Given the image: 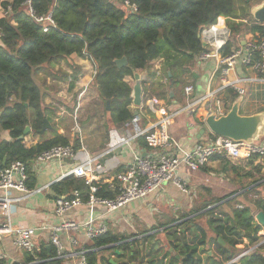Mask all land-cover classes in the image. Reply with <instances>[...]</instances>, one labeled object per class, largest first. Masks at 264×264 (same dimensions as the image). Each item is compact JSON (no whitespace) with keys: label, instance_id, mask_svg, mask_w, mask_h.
I'll return each instance as SVG.
<instances>
[{"label":"trees","instance_id":"1","mask_svg":"<svg viewBox=\"0 0 264 264\" xmlns=\"http://www.w3.org/2000/svg\"><path fill=\"white\" fill-rule=\"evenodd\" d=\"M27 1L12 0L10 17H0V164L4 159L6 163L1 168L16 160L25 162L28 173L26 185L30 190L37 185L33 169L37 156L56 145L71 143L57 130L53 137L43 138L34 145L28 146L25 142L27 126L39 133L44 120L52 122L58 111L55 106L44 102L45 92L37 79L45 67L53 78L70 80L72 90L82 72L77 59L88 55L95 67L88 93L100 100V108L104 114H109L110 122L121 127L136 117L131 108L133 83L129 79L136 72L150 69L159 57H165L172 74L169 77L165 73V76L177 84V71L182 74L191 72L197 57L206 50L199 37L203 26L226 24L231 29L232 37L220 50L222 56H228L237 49L235 38L243 25H250V31L264 32V24L250 13L253 4L264 0H129L137 5L136 12L117 4L116 0H30V5ZM30 7L35 16L51 13L56 27L52 26L45 32V23L36 20ZM123 57L127 58L128 64L119 68L115 60ZM56 65L60 66L57 70ZM108 100L110 110L107 108ZM200 125L204 123L200 122ZM106 129L109 130L108 124ZM2 131H9L10 139H2ZM210 135L215 136L213 133ZM139 140L142 145L148 146L144 137ZM73 147L76 151L81 148L79 138L75 139ZM205 168L206 165L200 169ZM122 170L124 167L118 168L117 172ZM51 188L57 197L67 195L73 198L74 190L80 191L83 201H87L90 195V187L85 180L73 175L54 182ZM235 192L211 196L201 209L225 200ZM117 193L118 190L109 184H103L96 195L114 198ZM213 197L217 199L210 201ZM220 207L208 211L206 216L208 227L216 235L211 237L210 244L216 242L217 252L222 258L215 262L207 257L206 263H202L201 259H186L187 264H226L234 258L232 248L239 240L247 237L257 241L260 238L257 232L262 226L255 223L251 208L264 211V196L248 204L245 210L216 212ZM198 229L202 234L199 244L206 245L208 232L202 226ZM199 236L198 233L196 239ZM217 236H221L228 246L217 242ZM128 237L109 230L91 239L90 244L85 246L88 264H111L104 256V252L110 251L117 256L118 264H136L138 259L143 264L146 255L150 256L146 264H164V256L153 259L151 248L154 245H150L147 253L138 248L132 250L135 243L125 242ZM197 244L188 245L187 241L177 240L174 248L182 255L196 249ZM116 249L121 253L117 254ZM55 255L53 247L43 246L34 255L28 253L25 263L34 261L36 256L43 262L35 264H62L63 259L55 258ZM263 263L262 256H255L247 258L244 264ZM170 264H178L176 257H172Z\"/></svg>","mask_w":264,"mask_h":264},{"label":"crops","instance_id":"2","mask_svg":"<svg viewBox=\"0 0 264 264\" xmlns=\"http://www.w3.org/2000/svg\"><path fill=\"white\" fill-rule=\"evenodd\" d=\"M116 3L119 4L117 1ZM258 4L260 3L253 4L251 9ZM260 33L262 32L250 31V25H243L242 30L235 38V47L238 48L240 44H244L245 41L256 37ZM77 63L81 66L82 72L79 74V79L72 90L70 89V80L53 78L55 84L51 85L49 84L51 78H48V76L52 74L49 73L48 67L40 71L39 74L44 75L43 80L38 81L45 92L44 102L55 106L58 111L53 121L50 122L51 129L40 134V132L35 133L30 127V133L25 136V142L28 146L34 145L42 141L43 138L53 137L57 130L59 134L70 139L71 145H73L75 139L79 138L81 148L76 151V157L71 159L52 161L46 164L34 161L33 169L37 176L35 189L39 191L30 195L18 190L11 191L13 196L24 197L21 202L15 203L12 208V224L14 226L37 227L33 239L36 251H39L43 246L51 249V227L58 225L63 220H68L79 224H85L89 221H92L94 225L107 224L109 230L125 237L129 236L125 242L134 241L135 244L132 245V250L138 248L147 253L150 250V245H155L153 240L163 235L162 227L182 213L190 212L198 207L201 208L204 202L210 198V195L214 197L222 196L230 194L229 191L235 189L233 192H236L220 201L219 206L231 198L240 197L242 200L245 196L248 197V194L258 193L260 194L258 198L264 196V167L261 164H256L253 160H232L217 155L206 165L204 170H189L182 167L180 175L188 182L191 189L190 194H185L177 186L168 183L164 191L152 194L145 201L142 200L141 204L130 205L129 203L111 212H108L101 205L82 204L67 212L64 217L58 216L55 213L57 196L51 188L54 182L63 179V176L88 157L92 158L109 150V153L93 162L92 169L104 184H112L109 182H113L118 168L124 167L125 169L130 165L136 153L145 154V152L151 151L150 147L142 145L139 140L141 137H135L137 128L146 129L150 127L164 114L181 110L168 126V131L183 147L191 148L196 143L209 139L211 137L210 131H206L204 134L200 133L208 116V107L211 106L215 109L216 102L220 100L228 112L235 100L242 95L233 87L223 88L226 81L244 78V81L238 84L245 88L240 112L244 103L246 112L244 115L260 112L258 111L260 109L264 111V73H257L251 68L239 65L223 78L220 70L216 72L219 55H213L207 60H199L197 57L191 72L182 74L177 71V84L175 83L171 88V80L165 81L164 79L165 73L167 74L170 69L166 65L165 57H159L150 69L139 72L143 77L144 100L141 107H137L133 103L131 105L134 114L137 111L136 117L126 125L117 127L110 122L109 114H105L108 122L104 124V127L106 129L107 124L109 127L108 131L106 129L105 136L102 138L95 135L96 137L92 140L88 138L83 140L80 126L83 121L81 111L88 99L92 97L88 90L93 83L95 67L88 55L85 58H78ZM59 68L60 66H55L56 70ZM63 69L70 71L67 67H63ZM129 81L134 86L135 78H130ZM59 82H67L66 91L58 86ZM181 84H184V87H181ZM190 84L194 85V94L190 97V100H196L209 92H213L214 96L198 104L194 109H188V98L184 89L185 86ZM171 92H173V96H171ZM80 94L83 95L79 98ZM166 94H168V98ZM236 94L238 96L235 98ZM97 101V107L99 108L100 100ZM151 104L155 107L154 110L150 109ZM134 120H136V123ZM200 122H203L204 125H200ZM1 138L10 139L9 131H2ZM126 139L130 140L128 144L117 145ZM262 139L264 140V138ZM258 168H261V171ZM213 175L220 177L219 185L217 182L208 179V176L212 178ZM223 191L224 193H222ZM240 201L239 204H244ZM258 211L260 210L255 207L251 208V212L255 214ZM0 222H4L1 215ZM155 228L157 230L154 235L153 229ZM145 237L149 238L144 240ZM14 238L15 235H7L0 242V264H28L25 263V259L29 252L15 245ZM72 238L78 239L79 244L77 246L72 244ZM62 241L67 253L66 257L60 258L63 259L62 264H78L80 249L90 244V239L85 235L84 228L62 232ZM151 249L153 255V247ZM116 253L120 254L121 251L116 249ZM104 256L109 260V263L118 264L116 261L117 256L112 254L111 251L104 252ZM148 259L150 260V256L146 255L143 264H146ZM136 264H142L140 259L137 260Z\"/></svg>","mask_w":264,"mask_h":264},{"label":"built area","instance_id":"3","mask_svg":"<svg viewBox=\"0 0 264 264\" xmlns=\"http://www.w3.org/2000/svg\"><path fill=\"white\" fill-rule=\"evenodd\" d=\"M131 12H136L138 7L129 0H116ZM12 0H0V17L8 18L12 11ZM30 5V0L27 1ZM33 16L34 10L30 7ZM36 20L45 23L43 30L46 32L52 26L56 27V22L51 13L46 15L35 16ZM14 23V19H12ZM1 30V29H0ZM2 33L0 31V37ZM202 43H205L206 50L199 56V60H207L213 55H219L218 68L223 78L228 76L231 70L237 66L251 68L257 73H264V32L256 37L240 44L238 48L228 56H222L220 50L232 37L231 29L226 24H208L202 27L200 33ZM215 51V53H213ZM165 81L168 78L164 77ZM243 79L226 81L223 88L233 87L239 94H245V88L238 84ZM185 95L188 98V109H194L195 106L207 101L214 96L213 92H209L196 100H190L194 94V85L185 86ZM83 94H80L79 98ZM186 108V109H187ZM154 110L153 104L150 107ZM216 110L218 115L227 113L224 104L218 100L216 107L213 109L208 107L207 114ZM181 110L166 113L160 117L153 125L146 129L137 128L135 137H144L151 151L145 154L136 153L133 162L124 170L117 172L110 187L118 190L114 198L97 196L96 192L104 184L98 175L93 171L92 164L98 158L109 153V150L94 157H88L81 164L74 167L64 177L73 175L85 180V184L90 187V195L87 201H83L79 190L72 192L73 198L67 195L57 197L55 201V213L64 217L67 212L74 207L82 204L90 206L101 205L108 212L118 210L130 202L147 197L158 192L167 183L177 186L181 192L190 194L191 189L186 180L180 175V170L185 167L189 170L200 169L207 165L215 156L229 158L232 160H253L256 164L264 167V141L261 139L257 142L238 141L224 136H211L205 141L196 143L191 148H185L182 144L168 131V126ZM136 123V120H134ZM129 139L123 140L122 143L128 144ZM76 157V150L73 145H56L50 150L39 154L36 158L37 163L46 164L52 161H61ZM28 178L27 165L23 161L16 160L10 165L0 168V215L4 222H0V242L7 235H15L14 244L20 248L26 249L29 253L35 254V244L33 242L37 227L17 225L14 226L11 221L12 208L15 203L21 202L24 197H17L11 194L12 190L21 191L27 195L33 194L39 190L28 189L26 181ZM84 228L85 235L88 239H95L109 231L107 224L94 225L92 221L85 224L63 220L58 225L51 227V245L55 250V258L66 257V248L62 241V232L79 230ZM72 244H79L77 238H72ZM85 248L80 249V261L78 264H88ZM43 262L35 256L34 261L28 264Z\"/></svg>","mask_w":264,"mask_h":264},{"label":"flooded vegetation","instance_id":"4","mask_svg":"<svg viewBox=\"0 0 264 264\" xmlns=\"http://www.w3.org/2000/svg\"><path fill=\"white\" fill-rule=\"evenodd\" d=\"M247 196L252 197L255 200L260 196V194H258V193L254 194V195L248 194ZM235 199H237V198H231V199L227 200L230 202V204H232L233 210H235V209L245 210L247 208L246 204L235 203L234 202ZM218 203L219 202H215V203L209 205L207 208H204V209H201L200 207H198L195 210L193 209L190 212L182 213V214L178 215L176 219L172 220L167 225H165L164 227L161 228L163 231L162 232L163 235H165L167 237V241H168V245L165 244L166 246H168V252H165L163 254L164 264H170L172 257H176V259L178 260V264H187L186 259L189 261H190V259H195V260L201 259L202 263H206L207 257L213 258L215 262L222 258L219 255V253L217 252L216 242H213L210 244L211 237L216 236L210 228L209 229H210V232L212 234H210V235L208 234V243L206 245L199 244V242L202 238V234H201L200 230L198 229L199 226H202V224H200V219L203 216H205L208 211H211L212 209H216L217 206H219ZM216 212H218V211L216 210ZM251 214L253 215V217L255 216L254 212H251ZM254 220H255V223H258L255 218H254ZM156 230H157V228L153 229L154 235L156 233ZM198 233L200 234V236L198 237V239H196V235ZM257 235L260 238H262V236H264V227L263 226L257 232ZM220 239H222L221 236L216 237L217 242L221 243L223 246H228L227 245L228 243L225 240L222 239L224 241V243H222L220 241ZM177 240L180 242H183V243L185 241H187L188 245L196 244V242H198V244H197L198 246L196 247V249L195 248L191 249L192 251L194 250V253H192V251H189V252H186L185 254L181 255V254L177 253V251L174 248V244ZM244 241H246V243H249L250 239L247 237H244V238H242V240H239L235 244L234 248H232L233 250H239L242 252V254L239 255L238 257H237V255H235L234 258H232V260H231V261H233L232 264H234V263L236 264V262H238L240 259L251 258V257L261 255L258 253V250L264 246V237H263V241L257 242L256 244H254L253 247L249 246V244L247 246H244L243 245ZM155 243H156V240L154 239L153 244H155ZM207 246L209 247L208 249H206ZM203 251L205 254L203 253ZM211 251H213V252H211ZM156 253H157V251H155V248H153V256ZM155 258L158 259L159 257H155ZM238 263L241 264L242 262H238Z\"/></svg>","mask_w":264,"mask_h":264},{"label":"water","instance_id":"5","mask_svg":"<svg viewBox=\"0 0 264 264\" xmlns=\"http://www.w3.org/2000/svg\"><path fill=\"white\" fill-rule=\"evenodd\" d=\"M252 16L259 23L264 24V1L260 4L253 6L251 9ZM205 46V43H203ZM215 53V51H213ZM119 68L126 66L128 60L126 57L115 60ZM169 77H171V71H168ZM135 84L133 86L132 98L133 105L141 107L143 104V77L139 72L134 74ZM174 81L171 80L170 87L172 88ZM173 96V92H171ZM244 99V95H240L232 105V108L223 115H218L216 110H213L206 118L205 125L201 129V134H204L206 131L211 133L228 137L238 141H247V142H257L264 138V111L256 112L250 115H243L240 112V106ZM107 108L110 110V101H107ZM137 111L135 112V114ZM52 126L48 119L44 120V126L40 130V134H43L46 130L51 129ZM30 131V126H27L25 129V134ZM264 141V140H263ZM6 159L0 164V168L4 166ZM254 218L257 220L258 224L264 227V211H258ZM222 243L224 241L220 239ZM119 252V251H118ZM113 262V261H112ZM233 261L227 262L226 264H232Z\"/></svg>","mask_w":264,"mask_h":264},{"label":"rangeland","instance_id":"6","mask_svg":"<svg viewBox=\"0 0 264 264\" xmlns=\"http://www.w3.org/2000/svg\"><path fill=\"white\" fill-rule=\"evenodd\" d=\"M43 77H44V75L39 74L37 76L38 81L41 82L43 80ZM48 78H51L50 79L51 82L49 84L54 85L55 84V80H53L52 75H49ZM183 85L184 84H181V87H184ZM58 86H60L63 91H66L67 90V82H59L58 83ZM95 100L96 99L93 96L90 97L88 99V101L85 103V107L81 111L83 121H82V123H81L80 126L82 128V139L83 140H85L87 138L90 139V140H92L94 137H96L95 135L100 136V137L103 138L105 136V134H106V129L104 127V124L108 122V119L105 116V114L102 112L101 108L100 107L99 108L97 107L98 106V101L97 100L95 101ZM244 106H245V103L243 104V108L241 109V113L243 115H244V113H246L245 112V109H244ZM208 179L210 181L213 180L212 182H217L218 185L220 184L219 181L221 180L218 175H213L212 178L208 176ZM167 185H168V183L164 186V188H161L158 192L164 191L166 189V186ZM233 190H235V189H231L229 192H233ZM207 191H208V189H207ZM222 193H224V191ZM151 195H149L147 197H144V198H141V199L134 200V201L130 202V205L131 204H133V205L134 204H141L143 201H145ZM210 197H211V195H210ZM216 199L217 198H214V199H212L210 201H215ZM240 200H241L240 197H238L237 199L234 200V202L235 203L238 202V204H239V201ZM252 201H253V198L252 197H245L240 202H243L246 205H248V204L251 205V204H253ZM232 210H233L232 204H230L229 201H225L223 203V205H221L220 209H218V212H221L222 211V212L232 213ZM207 220H208L207 216L206 215L203 216L200 219V224H202V226L205 227V229L207 230L208 234L210 235L212 233L210 232V229L208 227ZM263 237L264 236H262V238H259L257 241H251L250 240L249 243H246V241H244V244L243 245L244 246H247L249 244V246L253 247L254 244H256L257 242L263 241ZM155 239H156V243L153 246V248H155V251H157V253L153 256V258H155V257L162 258L163 254L165 252H168V246L165 245V244L168 245L167 237L165 235H162L160 237H156ZM208 248L209 247L207 246L206 249H208ZM211 252H213V251H211ZM234 252H235V255H237V257L242 254V252L239 251V250H234ZM203 253H204V251H203ZM258 253L261 254L260 256H263V258H264V246L261 249L258 250ZM246 260H247V258H244V259H240L238 262H243V264H244V263H246ZM238 262H236V264H240Z\"/></svg>","mask_w":264,"mask_h":264}]
</instances>
